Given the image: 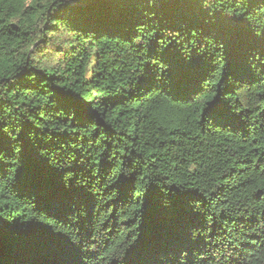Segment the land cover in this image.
Here are the masks:
<instances>
[{"label": "trees", "instance_id": "16d2710c", "mask_svg": "<svg viewBox=\"0 0 264 264\" xmlns=\"http://www.w3.org/2000/svg\"><path fill=\"white\" fill-rule=\"evenodd\" d=\"M0 264H264V0H0Z\"/></svg>", "mask_w": 264, "mask_h": 264}]
</instances>
